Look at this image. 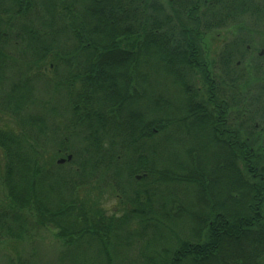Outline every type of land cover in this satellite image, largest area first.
<instances>
[{
  "label": "trees",
  "instance_id": "obj_1",
  "mask_svg": "<svg viewBox=\"0 0 264 264\" xmlns=\"http://www.w3.org/2000/svg\"><path fill=\"white\" fill-rule=\"evenodd\" d=\"M216 2V7L206 4V30L239 7L236 0ZM164 3L0 0V110L17 124L0 128L6 192L0 240L19 242L38 227L51 228L62 247L59 264H114L118 249L129 247L135 237L148 239L144 249L153 248L167 238L164 232L171 247L146 258L147 264H264V141L241 142L248 132L241 123L237 143L215 140L214 111L207 101V116L200 122L197 96L186 92L171 104L168 95L147 91L156 73L152 68L168 77L192 66L171 58L165 46L170 25L183 24L187 0ZM60 62L69 68L64 75L56 72ZM44 70L59 74L58 85L65 81L69 108L44 111L35 103L34 85ZM120 78L117 94L114 84ZM51 148L54 152L47 154ZM181 151L188 169L176 165L172 170L169 161ZM123 152L138 155L136 166L123 165L118 156ZM154 154L156 172L150 168ZM66 155L69 161L56 163ZM134 169L146 173L143 183L156 175L157 191L161 184L185 187L183 205L173 197L158 201L153 193L157 205L150 211L149 195L146 203L141 191L127 197L117 186ZM220 185L227 190L219 191ZM107 186L124 194L132 208L109 214L98 198L86 196L89 187L103 193ZM182 217L183 237L175 230ZM6 264L32 262L17 255Z\"/></svg>",
  "mask_w": 264,
  "mask_h": 264
},
{
  "label": "flooded vegetation",
  "instance_id": "obj_2",
  "mask_svg": "<svg viewBox=\"0 0 264 264\" xmlns=\"http://www.w3.org/2000/svg\"><path fill=\"white\" fill-rule=\"evenodd\" d=\"M216 1L218 0H193V2L187 0L183 24L170 25L171 37L165 41V46L171 58L188 60L192 63L187 72L177 70L168 75L169 84L173 87L172 94H168L170 103L174 104L175 98L181 99L186 92L197 96V100L202 101V104H198V120L205 122L207 106L204 102L207 101L210 105L208 107L214 111L211 116V127L215 130L213 137L215 140L237 143V127L238 123H241L248 127L247 136L244 140L241 139V142L250 143L258 139L264 141V0H236L239 1V7L234 9V13L224 20L219 17L218 23L211 26L214 30L232 28L225 33L226 38L223 36L218 41H205L204 37L208 31L205 24L206 4L213 3L216 7L219 5ZM239 22L242 24L239 25ZM154 34L158 36L157 30H154ZM157 43L158 41L155 40V44ZM125 59L121 56L113 57V60ZM133 59L138 62L141 57ZM98 60L103 61L104 58ZM155 74L153 73V76ZM86 76L94 77L95 73H87ZM65 85V81L61 80L59 83V100L62 102L60 105L63 106L61 111L69 108L68 101L71 98ZM114 85L118 89H114L113 92L118 94L122 87V79L120 78L119 83ZM241 107H245L246 112ZM240 109L242 112L238 115ZM118 156H122L123 165L136 166L138 162V155L123 152ZM130 156L132 159L127 161L126 158H131ZM66 157L67 155L57 158L56 163L58 159ZM170 165L172 169L173 165ZM150 168L157 171L155 154L150 162ZM134 171L128 178L125 177V183L117 186L118 190L130 194L127 197L132 196L136 191L143 192L142 199L149 195V209L156 210L157 199L156 195L153 196V193L158 192L155 184L156 175L149 177L148 184L143 183L146 173L137 172L135 169ZM230 175L232 178L235 176L232 171ZM250 176L254 178L255 173H251ZM232 188L233 186L229 185V189ZM218 190L226 191L227 187L220 185ZM229 197L231 199V195ZM142 202L146 203V199Z\"/></svg>",
  "mask_w": 264,
  "mask_h": 264
},
{
  "label": "rangeland",
  "instance_id": "obj_3",
  "mask_svg": "<svg viewBox=\"0 0 264 264\" xmlns=\"http://www.w3.org/2000/svg\"><path fill=\"white\" fill-rule=\"evenodd\" d=\"M163 4L164 0H162ZM238 22V21H237ZM242 23L239 22V25ZM255 27V26H254ZM232 28H223L219 30H214L212 28L208 29L204 39L207 40H221L223 36L226 38L227 32H229ZM216 34H220V36H216ZM67 43H71V41H67ZM22 58V57H19ZM23 61V60H19ZM66 64H63V62L58 65V68L56 69V72H60L64 75V73L67 72L69 68ZM23 69V68H22ZM153 72H156V74L151 77L148 81V87L147 91L148 93L151 92V88H153L155 93L163 94V95H171L173 92L172 85L169 84L168 78L159 70L158 73L155 71V68H152ZM160 72L162 74H160ZM44 78L40 77L37 79L34 85V91L36 97H34V101H36L41 104L42 109L44 111L48 110L52 107H56L59 109H62L63 106L60 104L62 103L59 100V85L57 80L59 79V74H57V77H55L53 74L49 75V72L47 70L43 71ZM42 73V74H43ZM50 76V77H48ZM155 94V95H156ZM183 97V96H182ZM251 98V97H250ZM180 99V97H179ZM176 100V98H175ZM263 102V101H262ZM176 102H174L175 104ZM264 103V102H263ZM141 105V103H139ZM33 105V104H32ZM247 105V103L245 104ZM62 107V108H61ZM33 111H37L36 106L34 105L31 108ZM29 108V112L32 111ZM241 109L246 112L245 107H241ZM238 111V115L241 114L242 110ZM61 116V119L64 118L66 115V111H64ZM256 119V117H255ZM10 126V128L15 129L17 127L16 121L10 117L7 113H4L2 110H0V128H5ZM52 147V146H50ZM53 148L48 150L47 154L53 153ZM174 158V155L172 156V160L169 161L170 164L173 165L175 168L176 165H180L185 169L188 167L186 166L187 163H189V160L185 154V152ZM171 155H169V158ZM2 164H3V158L0 153V205H3L6 201V192L4 191V188L2 186L1 180H2ZM125 183V181H123ZM127 183V182H126ZM88 192L87 195L90 200L98 198L100 201V204L102 203L103 208L105 211L109 214H116L120 215L126 210H129L132 208V204L129 203L125 197L124 194H121L120 192L116 191L115 188H112L110 186L105 187V192H99L95 188H87ZM171 189V190H170ZM185 187L183 186H172L168 187L164 184H161L160 190H158V201H160L159 196H163L167 200L168 198H176L180 201L177 202V204L183 205V200L187 198V195L184 193ZM186 192V191H185ZM126 195H130L126 193ZM162 197V198H163ZM181 226H175V230L179 232L180 236H184V218L182 217L181 220ZM176 223V222H174ZM180 225V224H175ZM130 227L132 229H137V225L132 222ZM55 231L51 228H44V227H38L37 229L33 230L30 234V236L22 241L19 242H13L11 240H7L2 238L0 240V264H6L8 258H14L17 257V255H21L23 257H27L30 259L32 264H59L58 258L59 254L61 252V245L60 242L56 239L54 236ZM163 236H166V239H163L162 241L157 240L158 243L152 244L154 245L153 248L148 247L144 249V244L146 240L143 238H137L135 237V241L129 246L122 248L120 247L118 249V257H116V260L114 259V264H147L146 258H149L150 256H156L157 252H159L162 248L171 247V241H170V234L164 233ZM145 238H149V235H147ZM174 245V244H173ZM149 264V263H148ZM187 264V263H185Z\"/></svg>",
  "mask_w": 264,
  "mask_h": 264
},
{
  "label": "water",
  "instance_id": "obj_4",
  "mask_svg": "<svg viewBox=\"0 0 264 264\" xmlns=\"http://www.w3.org/2000/svg\"><path fill=\"white\" fill-rule=\"evenodd\" d=\"M71 159V155H67V157L64 159V158H60V159H58V161H57V163L59 164V163H63L64 162V160H67V161H69Z\"/></svg>",
  "mask_w": 264,
  "mask_h": 264
}]
</instances>
